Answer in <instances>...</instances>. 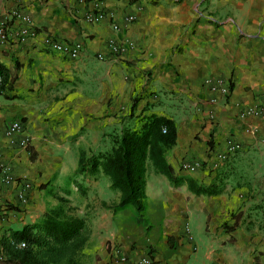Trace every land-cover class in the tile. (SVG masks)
I'll return each instance as SVG.
<instances>
[{
  "label": "crops",
  "instance_id": "obj_1",
  "mask_svg": "<svg viewBox=\"0 0 264 264\" xmlns=\"http://www.w3.org/2000/svg\"><path fill=\"white\" fill-rule=\"evenodd\" d=\"M11 11L29 18L33 37L14 38ZM0 19L9 35L0 44L9 82L0 161L16 180L0 183V235L38 221L68 194L79 199L90 264H264V117L246 115L264 111V0H0ZM45 37L80 43L81 52L69 59ZM109 41L125 51L114 58ZM217 79L226 96L204 84ZM148 115L171 120L175 142L164 152L171 180L146 165L141 224L130 206L107 208L119 198L107 177L73 172L80 155L106 151L111 136ZM13 122L28 139L23 148L4 135ZM227 139L241 149L211 167ZM194 162L198 169H181ZM187 179L217 192L194 194Z\"/></svg>",
  "mask_w": 264,
  "mask_h": 264
},
{
  "label": "trees",
  "instance_id": "obj_2",
  "mask_svg": "<svg viewBox=\"0 0 264 264\" xmlns=\"http://www.w3.org/2000/svg\"><path fill=\"white\" fill-rule=\"evenodd\" d=\"M8 84V71L0 64V95ZM174 142L175 127L171 120L156 115L140 116L119 134L111 136V146L106 151L87 158L80 155L73 176L101 173L107 177L109 189L119 193L118 201L107 208L116 212L130 206L134 209L136 222L144 224L146 165L149 163L156 173L171 180V169L165 163L164 152ZM182 180L178 178L172 182ZM185 182L194 194L217 192L196 187L189 179ZM57 201L59 204L66 202L63 198H57ZM83 228L82 218L65 213L59 205L34 223L18 230H3L0 264H80L81 251L87 241Z\"/></svg>",
  "mask_w": 264,
  "mask_h": 264
},
{
  "label": "built area",
  "instance_id": "obj_3",
  "mask_svg": "<svg viewBox=\"0 0 264 264\" xmlns=\"http://www.w3.org/2000/svg\"><path fill=\"white\" fill-rule=\"evenodd\" d=\"M101 18H102L101 15H96L92 17L91 20L98 21ZM9 19L17 23L14 38L18 42H21L26 38L34 36L35 32L32 30L30 26V20L27 16L19 12H16V11H11L9 14ZM126 20L131 21L132 17H128ZM111 28L114 31L118 29L117 25L115 24H112ZM8 37L9 35L7 32L6 20L0 19V44H4L7 41ZM42 43L46 48L50 49L51 51L65 55L69 59H76L79 56L81 49H82V45L80 43L63 44L49 37L43 38ZM108 46L114 58L118 57L121 53H123L126 48V45H121L114 41H109ZM96 58L98 60H103L102 55H97ZM204 84L208 86L212 91H218L222 96H226L228 93V85H226L220 79L205 80ZM246 115L264 117V111H261L258 109H250L246 112ZM21 131L22 129H21L20 124L17 122H13L5 129L4 135L5 137H8V138H13L14 135H17L18 139H16L15 144L19 148H23L28 142V139L27 137L21 135ZM240 149H241V146L239 143H237L236 141H233L232 139H227L225 141V150L222 153H219L214 157L211 163V167L217 168L219 165L225 162L229 156L234 155ZM199 167H200V164L198 162H194L191 164L183 163L181 165V169L186 170V171H194L198 169ZM0 183L5 186L16 183V180L10 174L9 167L5 165L4 163H2L1 161H0ZM28 188H29V184L25 181H22L19 184V190L16 194V198L19 202L21 203L25 202V193L28 190ZM20 247H23V245L21 244ZM120 261L125 264H153L149 257H142L132 262H126L124 258H121Z\"/></svg>",
  "mask_w": 264,
  "mask_h": 264
},
{
  "label": "rangeland",
  "instance_id": "obj_4",
  "mask_svg": "<svg viewBox=\"0 0 264 264\" xmlns=\"http://www.w3.org/2000/svg\"><path fill=\"white\" fill-rule=\"evenodd\" d=\"M77 193V192H76ZM64 196L68 197L69 195H62L61 198H63L66 202L65 203H58L56 204L55 207L57 206H61L62 210L69 214V215H72L74 217H78L80 218V211H79V199H78V196L74 197V198H71V200H67L64 198ZM70 197V196H69ZM70 199V198H69ZM72 204V205H70ZM92 262V259L90 258V255L89 254H86V251H84V254L81 253V256H80V264H90Z\"/></svg>",
  "mask_w": 264,
  "mask_h": 264
}]
</instances>
